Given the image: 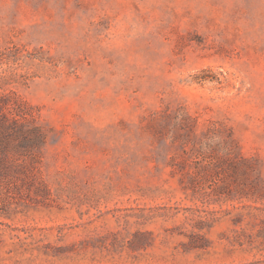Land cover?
<instances>
[{
    "label": "rangeland",
    "instance_id": "rangeland-1",
    "mask_svg": "<svg viewBox=\"0 0 264 264\" xmlns=\"http://www.w3.org/2000/svg\"><path fill=\"white\" fill-rule=\"evenodd\" d=\"M0 93V264H264V0H0Z\"/></svg>",
    "mask_w": 264,
    "mask_h": 264
},
{
    "label": "trees",
    "instance_id": "trees-1",
    "mask_svg": "<svg viewBox=\"0 0 264 264\" xmlns=\"http://www.w3.org/2000/svg\"><path fill=\"white\" fill-rule=\"evenodd\" d=\"M45 144V133L31 116L30 110L24 103L18 101L13 95L0 93V175L18 170L24 176L35 177L40 164L41 149ZM205 153L203 143L198 141L193 150ZM231 153L227 148L225 155L215 158L213 164L221 168L220 160L227 163L230 169L236 170L232 165ZM243 163L247 159H241ZM251 172L247 165L244 169Z\"/></svg>",
    "mask_w": 264,
    "mask_h": 264
}]
</instances>
